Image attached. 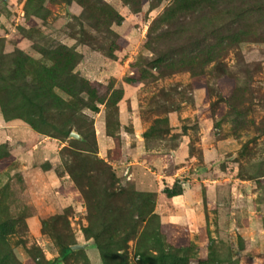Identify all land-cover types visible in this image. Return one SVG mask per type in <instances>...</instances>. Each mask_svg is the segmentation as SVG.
Segmentation results:
<instances>
[{
	"label": "rangeland",
	"instance_id": "rangeland-1",
	"mask_svg": "<svg viewBox=\"0 0 264 264\" xmlns=\"http://www.w3.org/2000/svg\"><path fill=\"white\" fill-rule=\"evenodd\" d=\"M87 1L0 0V88L31 94L16 59L50 65L49 52L66 45L82 55L78 77L102 95L122 93L114 107L78 110L86 127L70 126L80 143L6 120L0 104V264H43L62 241L93 245L63 264L85 256L104 264L85 236L88 209L68 169L73 146L95 150L127 191L116 203L123 212L96 219L95 230L112 222L117 249L143 213L118 251L122 264H264V0H218L151 31L172 0L153 9L156 0H140L139 12L124 0ZM107 4L120 23L102 14ZM109 27L115 58L103 51L114 40ZM211 46L222 49L218 62L192 75L187 56ZM96 182L105 195L108 181Z\"/></svg>",
	"mask_w": 264,
	"mask_h": 264
},
{
	"label": "trees",
	"instance_id": "trees-1",
	"mask_svg": "<svg viewBox=\"0 0 264 264\" xmlns=\"http://www.w3.org/2000/svg\"><path fill=\"white\" fill-rule=\"evenodd\" d=\"M164 0H156L151 4V9L159 6ZM218 0H172L171 4L164 9V11L156 17L150 24L149 31L155 28L156 24H171L177 18L193 13L199 8L214 7ZM87 0H80V3L85 6ZM128 5L134 7L136 12L141 10L140 0H124ZM102 14H105L109 19V24L120 23L122 15L112 8L110 5H105ZM98 25V21H97ZM114 40L108 48L103 49L107 57L115 58V51L120 50L121 47L117 44L118 35L110 29H107ZM239 35H237V38ZM242 40V39H240ZM238 40V41H240ZM243 41V40H242ZM222 49L216 50L213 46L208 49H203L197 54L189 55L186 59V70L190 71L192 75L197 73V69H201L205 64L212 61L218 62V56L221 55ZM50 65L36 62L28 56H21L16 59L17 68L16 75L22 76L21 79L30 78L29 89L32 93L23 92L19 96L18 93L8 87L0 88V104L2 112L6 120L22 119L26 121L31 127L38 129L41 132L54 129L57 132H62L66 137H69L72 131L71 124H77L78 131H82L86 124L77 120L78 110L81 107H87L94 111L98 110L99 103H105L106 107H114L121 99V91L114 90L111 94L102 95L99 89L94 85V82L88 79L78 77L74 73L77 64L82 60V55L76 52L71 47L60 45L51 50L48 54ZM159 59L157 62L160 63ZM26 62V63H25ZM26 64V66H25ZM26 67V68H25ZM19 74V75H18ZM57 89L66 93L70 98L66 99L61 96ZM86 93L89 100L85 102L80 95ZM109 95V96H108ZM78 122V123H77ZM152 127L151 129H153ZM75 143H80V140L73 139ZM74 149L69 150L72 156V164L69 166V174L71 175L76 187L83 196L87 209L89 225L84 229L85 236L94 239V244L99 248L101 259L104 264H122L124 260H120V250L127 247V241L133 235H136V227L143 221V213L140 214L139 221L132 226L131 235L123 238L122 245L116 249L115 241L117 233L113 228L112 222L100 229L95 230L96 219L104 218L106 216L116 219L114 213L123 212V207L119 206L117 201L125 194L126 190L115 188L116 177L112 172L110 165L104 160L92 156L95 150H88L73 146ZM66 151L68 148H64ZM64 150V151H65ZM85 150L89 153H84ZM103 176L108 185L105 195L97 188V178ZM131 198L136 195L144 198L143 201L152 197V194L132 193ZM134 200V199H133ZM145 201V202H146ZM116 212V213H117ZM153 209L148 210L147 214H151ZM110 219L108 218L107 221ZM61 246L60 255L53 260H44L43 264H63L66 257L70 254H80L84 249L75 251L72 246L77 242H59ZM86 264H90L88 258L85 256ZM17 264H22L18 262ZM31 264H37L32 262ZM39 264V263H38Z\"/></svg>",
	"mask_w": 264,
	"mask_h": 264
},
{
	"label": "water",
	"instance_id": "water-1",
	"mask_svg": "<svg viewBox=\"0 0 264 264\" xmlns=\"http://www.w3.org/2000/svg\"><path fill=\"white\" fill-rule=\"evenodd\" d=\"M3 1H6V0H3ZM70 137L75 138V139H82V136L75 131H71ZM91 246H93V245L90 243H83V244L77 243V244L72 246V249L75 251H78V250H82V249H87L88 247H91Z\"/></svg>",
	"mask_w": 264,
	"mask_h": 264
},
{
	"label": "built area",
	"instance_id": "built-area-1",
	"mask_svg": "<svg viewBox=\"0 0 264 264\" xmlns=\"http://www.w3.org/2000/svg\"><path fill=\"white\" fill-rule=\"evenodd\" d=\"M125 174H129V169H127L126 171H125ZM131 177V176H130Z\"/></svg>",
	"mask_w": 264,
	"mask_h": 264
}]
</instances>
